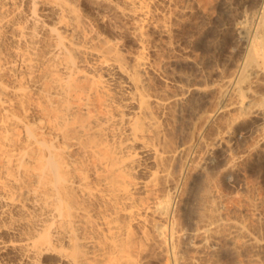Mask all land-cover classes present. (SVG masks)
I'll return each instance as SVG.
<instances>
[{
    "label": "bare ground",
    "instance_id": "obj_1",
    "mask_svg": "<svg viewBox=\"0 0 264 264\" xmlns=\"http://www.w3.org/2000/svg\"><path fill=\"white\" fill-rule=\"evenodd\" d=\"M198 1L182 4L181 15L190 4L201 9ZM174 2L0 0V264H146L152 242L167 252L179 239L178 202L200 161L178 163L187 145L169 146L170 107L185 98L169 91L150 48V33L171 38ZM118 21L135 51L123 47ZM240 24L243 55L216 107H198L199 115L210 124L229 114L234 133L244 129L239 120L261 118L255 138L264 143V0ZM206 180L197 235L264 248L256 231L222 212Z\"/></svg>",
    "mask_w": 264,
    "mask_h": 264
},
{
    "label": "rangeland",
    "instance_id": "obj_2",
    "mask_svg": "<svg viewBox=\"0 0 264 264\" xmlns=\"http://www.w3.org/2000/svg\"><path fill=\"white\" fill-rule=\"evenodd\" d=\"M184 1L175 0L172 5L177 8H173V11L176 9L178 13L174 15L178 18L174 17L171 22V38L150 33V48L152 47L153 59L157 61L156 65L158 64L161 68L158 75L169 78L173 83L169 91L183 93L185 98L181 103L170 104L172 115L166 121L167 134L172 138L168 137L170 139L168 143H171L169 146L173 148L170 149L174 151L187 145L184 149L190 156L188 153L183 154V159H177L178 163H182L186 158L189 160L191 158L195 162L192 158L194 157L196 162L198 159V163L200 161L201 164L199 163L200 166L190 171L187 180L185 179L187 182L184 180L186 183L184 182V189L181 192L184 195L178 202L177 211L179 212L174 223L178 233L176 237L180 241L175 238L176 243L173 241L175 245L171 242L176 250L174 253L171 252L170 244V249L166 252L154 243L157 241H154L151 243L152 246H148L149 253L146 254L148 257H145L147 259L145 262L146 264H251L250 257L253 252L258 251L261 255L259 257H262L259 258L258 263L264 264V248L260 250L255 248L254 251V247L244 246L240 242L242 246L238 242H233L234 245L223 232L210 238L209 241L202 240L201 236L197 235L200 227L197 221V199L200 195L198 191L202 190V185L204 186L202 181L210 178V181L206 180L205 184L214 182V184L211 183L212 186L216 185V189H219L221 200H224L222 212L224 211L228 217L243 220L251 230L258 233L260 238H264V143L262 140L260 143L259 138H255L259 136L255 131V125L262 123L263 119L252 117V119L246 118L245 121L239 120L235 124L236 127L243 126L244 129L234 133V128L227 130L226 121L229 114H220V117L218 116V119L210 124H207L199 115L200 111L205 109L204 106L209 111L216 107L220 84L234 71L235 65L239 62L238 59H241L243 55L244 50L239 46V39L244 35V31L241 29L240 22L260 5L261 0H199L201 9L196 3L194 4L197 8L194 4H190L188 13L181 15L179 9L183 6L182 4H187V0ZM203 9H206L205 12ZM117 23L119 26L115 32L122 39L123 47L127 51H135L137 45L130 36L128 28L123 22ZM159 76L156 79L157 88L164 87ZM195 87H204L205 90L199 94ZM202 96L207 100L204 101ZM198 107L202 109L198 110ZM220 136L222 140H219ZM217 141H219L218 144ZM188 148L194 152H190ZM229 160L236 166L231 167L232 163Z\"/></svg>",
    "mask_w": 264,
    "mask_h": 264
}]
</instances>
